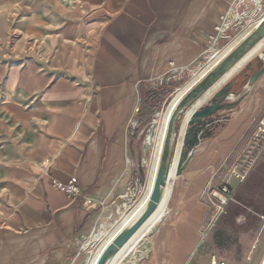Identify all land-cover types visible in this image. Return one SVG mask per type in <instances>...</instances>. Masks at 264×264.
I'll return each mask as SVG.
<instances>
[{"label":"crops","instance_id":"0c3cea01","mask_svg":"<svg viewBox=\"0 0 264 264\" xmlns=\"http://www.w3.org/2000/svg\"><path fill=\"white\" fill-rule=\"evenodd\" d=\"M226 4L0 0V264H59L68 254V264L96 263L133 205L121 209L125 190L139 184L130 141L150 108L143 96L203 59ZM12 29L31 43H10ZM260 63L264 54L231 77L218 125L184 155L179 172L174 161L165 214L147 244L124 247L112 264H136L134 250L140 260L145 247L150 264H244L248 257L261 264L264 224L257 228L262 214L252 208L264 165L252 182L264 158L255 137L264 119V71L248 81ZM249 137L254 142L237 158ZM237 171L247 174L239 185ZM71 176L76 196L52 185ZM219 182L235 188L236 198L216 214L206 195L218 196ZM243 190L250 202L237 199ZM97 224L89 255L86 235Z\"/></svg>","mask_w":264,"mask_h":264},{"label":"water","instance_id":"95a60500","mask_svg":"<svg viewBox=\"0 0 264 264\" xmlns=\"http://www.w3.org/2000/svg\"><path fill=\"white\" fill-rule=\"evenodd\" d=\"M262 36H264V16L260 19L257 27L253 31H251L242 41H240V43H238L227 55H225V57H223L178 100L167 120L158 171L150 195V208L134 225H132V227H130L121 235L115 237L104 247L97 259L96 264H103L106 256L109 253L119 249L133 234L136 228L141 224L144 218L150 213L154 205L157 203L160 185L164 180V176L172 160L173 138L180 128L179 119L183 115L184 111ZM256 56L260 58L261 55L258 54ZM252 58L248 59L237 72L244 71L249 66V61ZM263 71L264 63H260L258 70L252 74L248 81L253 83ZM230 79L231 77L222 85L220 89H218L213 97L207 100V104H205V102H207L205 101L192 111L187 121L185 136L177 163V172H179L181 169L183 157L188 153L189 149L199 139L208 137L212 132V128L218 125V121L215 120L214 116H216L218 110L223 109L226 105L224 100L228 95L227 86L230 82ZM133 143L134 139H131L130 150L135 165L136 179L140 185H144L147 170L146 160L142 156L140 144L138 143L134 146ZM69 257L70 254L63 257L59 264H68Z\"/></svg>","mask_w":264,"mask_h":264},{"label":"bare ground","instance_id":"6f19581e","mask_svg":"<svg viewBox=\"0 0 264 264\" xmlns=\"http://www.w3.org/2000/svg\"><path fill=\"white\" fill-rule=\"evenodd\" d=\"M263 13V12H262ZM261 15L257 19H250L246 23L242 25V27L236 31L229 39L227 45L221 49L220 51H216L219 48L211 47L210 53L207 55V58L209 57L207 62H203L201 66H199L192 74L191 79L184 85L181 86L178 90V92H175L173 96H171V99L167 103V106L165 109L161 112H159L156 119V132L153 136H148L149 139L152 140L154 143L151 158L149 160H146L147 164H153L154 167H152L148 174L150 175V185H147V180L145 179V183L142 186V189H144L146 193V197L144 202L139 205L135 211L134 209V216L124 224V226L121 228V230L112 238V240L117 237L118 235H121L126 230H128L132 225H134L150 208V195L152 191V186L154 183V180L157 175L158 166H159V159L160 154L162 150L163 140L166 132V125L167 120L172 112L174 106L178 102V100L189 90L192 88L194 84H196L210 69H212L225 55H227L240 41H242L251 31H253L256 27L260 19L263 17ZM221 48V47H220ZM264 49V36H262L260 39H258L252 46L249 47V49L240 57L238 58L215 82H213L195 101L192 102V104L184 111L181 120H180V128L176 135H174L173 138V155L172 160L170 162V165L167 169V172L164 176V180L160 185L159 193H158V200L157 203L154 205L153 209L150 211V213L144 218V220L141 222V224L136 228V230L133 232V234L128 238V240L116 251L109 253L103 264H112V259L116 258L118 253L126 246H136L139 243L147 244L149 236L153 232V230L156 228L158 223L162 220L165 214V203L163 199V191L165 188L166 178L170 174L171 166L173 165L174 161L179 160L180 151L183 143V139L185 136L187 121L192 113V111L198 107L203 102L207 101L213 95L222 87V85L230 78L232 75H234L241 67L242 65L250 58L260 54H263ZM260 51V53H258ZM258 53V54H256ZM206 58V59H207ZM219 85H221L219 87ZM219 87V88H218ZM218 88V89H217ZM217 89V90H215ZM215 90V92H214ZM185 125L184 134L182 136V128ZM178 163V161H177ZM170 170V171H169ZM176 172H177V164H176ZM140 193L138 194V196ZM137 196V197H138ZM110 240V241H112ZM109 241V242H110ZM108 242V243H109ZM107 243V244H108ZM106 244V245H107ZM136 244V245H135ZM105 245V246H106ZM104 246V247H105ZM133 246V247H134ZM143 246V247H144ZM138 247V246H136ZM104 248H102L103 250ZM134 257L136 255L140 254L139 249L134 250ZM97 262V261H96ZM136 263V261L134 260ZM96 264V263H95ZM261 264H264V257L261 262Z\"/></svg>","mask_w":264,"mask_h":264},{"label":"rangeland","instance_id":"374dc122","mask_svg":"<svg viewBox=\"0 0 264 264\" xmlns=\"http://www.w3.org/2000/svg\"><path fill=\"white\" fill-rule=\"evenodd\" d=\"M260 10L263 12H259L257 13L256 15L253 16L252 19H257L258 16H260V14L262 13V15L264 16V0H262V7L260 8ZM14 19H13V25H14ZM0 26L1 30L4 31V20L3 18L1 19V23H0ZM15 26V25H14ZM7 36H8V41L12 44H15V43H18L21 41L22 38H26V35H24L25 37H23V34L20 33V31L18 30H15V29H12L10 31L7 32ZM27 39V38H26ZM228 39H225V40H218V43L212 47H216V48H219L218 50L216 51H220L221 49H223L226 45H227V42ZM27 42L28 43H31V40L27 39ZM221 47V48H220ZM210 47H208V51L205 53L203 59H201L197 64H194L193 67H190V69H188L187 71H184L180 74L179 76V81L177 82H180V80L182 81L183 80V83H181V86H184L192 77V73L193 71H195L198 66H201L203 62H207L209 57L207 58V55L210 53ZM264 54V53H263ZM207 58V59H206ZM201 63V65H200ZM197 71V70H196ZM195 71V72H196ZM180 86V87H181ZM176 88L174 89L171 93H169L167 95V97L163 98L160 103H159V106H150V108L146 109L144 111V114L142 115V119L141 121H137V125H136V128H137V132H136V138L135 141H134V146L136 144H140V147H141V153H142V156L144 157L145 160H149L151 158V154H152V149H153V146H154V143L152 142L151 139L148 138V136H153L155 135V132H156V119L158 117V113L163 111V108L164 106L167 104L170 96H173L175 92H178L179 88ZM215 92V91H214ZM172 94V95H171ZM208 103L205 102V104ZM182 117V116H181ZM181 117L179 119V123H180V120H181ZM264 121V119H262ZM140 123V124H139ZM257 124V123H256ZM258 124L262 127V128H258L257 127V131L259 133V135L255 136L257 137V140L256 141H260V144H263L264 143V126L262 124H260V121H258ZM257 124V125H258ZM254 124V127L257 126ZM254 135V134H253ZM254 137V138H255ZM259 138V139H258ZM246 141V143H245ZM244 141L243 144L239 145L238 146V157L237 158H242L241 155L244 154V152L247 153V150L250 146V143L251 142H254L252 141V138L249 137L247 138L246 140ZM264 165V158L260 161V163L258 164L257 166V169L253 175V177L255 178L256 174L258 172L261 171V167ZM146 167H147V170H146V180H147V185L151 186L150 185V175L148 174V171L154 167L153 164H147L146 163ZM247 177V176H246ZM259 179V178H258ZM245 180V179H244ZM243 180V181H244ZM260 180V179H259ZM259 180H256V178L253 180L252 184L255 185L256 184V181H259ZM220 183V182H219ZM218 183V184H219ZM226 183V182H225ZM218 184H216V189H218ZM228 184V183H227ZM229 185V184H228ZM142 186L143 185H136V187L134 189H131V192L130 190H125V192H128V195L126 196V198H123V202H124V205L122 204L120 207L121 209H124L125 208V202L129 203V204H133L130 209L127 211V213L125 214V217L123 218V225L128 222L133 216H134V208H136L138 205L142 204L145 200V196H146V193L144 191V189H142ZM230 187H232L231 185H229ZM233 188V187H232ZM235 191V190H234ZM210 192V191H208ZM140 193V195L138 196V194ZM249 192H247L246 190H243L241 192V194L239 195V197L237 198L238 200H242V201H251V199H248V197H250V194H248ZM122 194H125V193H122ZM235 194V193H234ZM233 194V199L236 198V196ZM138 196V197H137ZM207 196V195H206ZM235 196V197H234ZM256 213L258 214H262L264 215V175H263V179L261 181V188L258 190L257 192V195L253 201V208H252ZM117 216H119V213L117 215L114 216V218L112 219H116L118 218ZM115 219V220H116ZM112 221V220H110ZM113 222V221H112ZM264 224V219L261 218V222L257 225V228L259 229L260 227H262V225ZM99 227V224H97L96 228L94 230L87 233L86 236H88V238L86 239V242L88 244L87 246V250H88V254L92 251H95L96 248L94 249V247H96V245H94L93 247V241L90 240V236L93 234V232H96L97 229ZM148 248L145 247L143 253H142V259L139 260V258H141L140 256L138 257V255H136L134 257V260L136 261V264H150V260H149V253H148ZM253 251V249H251ZM251 251V252H252ZM250 252V253H251ZM90 253V254H91ZM89 254V255H90ZM250 256V255H249ZM131 259H128L126 261H129V263H125V264H131ZM142 260V261H141ZM123 263V264H124ZM251 261H250V258H244V264H250Z\"/></svg>","mask_w":264,"mask_h":264},{"label":"built area","instance_id":"2783aa9c","mask_svg":"<svg viewBox=\"0 0 264 264\" xmlns=\"http://www.w3.org/2000/svg\"><path fill=\"white\" fill-rule=\"evenodd\" d=\"M259 12L262 11L260 8H256V0H227V4L221 11L219 22L214 25L215 35L209 38V47L216 45L218 40L229 39L244 23ZM260 124L264 126V121L260 120ZM233 175L238 185L247 176V174L239 171L234 172ZM52 185L69 196H76L80 193L75 176L69 177L66 182L53 180ZM234 190L235 188L230 187L227 183L220 182L217 189L218 196L214 194L209 196L207 194V200L212 206L214 213L220 214L225 211L227 204L233 199ZM261 217L264 219V215H261Z\"/></svg>","mask_w":264,"mask_h":264},{"label":"trees","instance_id":"16d2710c","mask_svg":"<svg viewBox=\"0 0 264 264\" xmlns=\"http://www.w3.org/2000/svg\"><path fill=\"white\" fill-rule=\"evenodd\" d=\"M181 83H183V80L180 82H168V83H161L157 84L156 86L150 88L145 95L143 96L144 100L148 103H150V106H159L160 101L167 97L169 93H171L174 89L181 86ZM172 95V94H171ZM171 99V96L169 100ZM168 100V102H169ZM167 102V103H168ZM167 104L164 106L163 110Z\"/></svg>","mask_w":264,"mask_h":264}]
</instances>
